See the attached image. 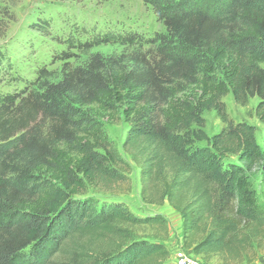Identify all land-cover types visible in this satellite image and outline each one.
I'll return each instance as SVG.
<instances>
[{
	"label": "trees",
	"instance_id": "obj_1",
	"mask_svg": "<svg viewBox=\"0 0 264 264\" xmlns=\"http://www.w3.org/2000/svg\"><path fill=\"white\" fill-rule=\"evenodd\" d=\"M143 2L165 29L143 54L124 65L93 59L56 82L41 71L39 88L0 100V264H167L162 242L138 236L167 235L162 217L86 197L130 189L131 166L101 123L120 116L141 200L180 214L184 249L217 264L263 249L264 216L245 173L264 171V0ZM227 95L240 107L258 100L261 139L229 118ZM207 111L222 124L212 136Z\"/></svg>",
	"mask_w": 264,
	"mask_h": 264
},
{
	"label": "rangeland",
	"instance_id": "obj_2",
	"mask_svg": "<svg viewBox=\"0 0 264 264\" xmlns=\"http://www.w3.org/2000/svg\"><path fill=\"white\" fill-rule=\"evenodd\" d=\"M37 23L44 26L42 31L34 29ZM130 34L138 36L130 47L114 41L104 42L107 37ZM164 35L165 29L156 19L153 8L143 0H0V100L6 95H24L26 91L39 88L44 81L41 71L46 73L47 82H56L62 78L64 70L86 69L93 59L124 65L132 55L148 50L147 41ZM222 101L234 123L244 122L256 127L260 131L258 137L262 138L263 128L255 117L256 98L246 107L235 104L231 95ZM203 118L208 136L221 130L222 124L214 111L205 112ZM101 123L108 140L131 166L130 189L127 191L122 186L109 192L89 190L86 197L93 198L98 206L120 202L139 216L162 217L166 221L167 235L159 238L160 232L154 229L140 232L138 236L176 244L177 250L169 253L167 264H174L177 259L174 252L180 254L182 250L181 256H191L204 264H217L216 261L205 263L180 247L182 231L179 233L165 212L166 208H172L167 202L160 205L142 202L140 168L123 148L130 125L122 116L117 122L103 119ZM245 175L255 193L258 210L264 216V171L254 168ZM258 262H264V245L263 249L245 255L240 264Z\"/></svg>",
	"mask_w": 264,
	"mask_h": 264
},
{
	"label": "crops",
	"instance_id": "obj_3",
	"mask_svg": "<svg viewBox=\"0 0 264 264\" xmlns=\"http://www.w3.org/2000/svg\"><path fill=\"white\" fill-rule=\"evenodd\" d=\"M165 212L168 213L169 215V219L171 221L172 224H175V226L179 229V233H181L182 231V220H181V216L179 213H177L175 210H173L172 208H166L165 209ZM182 239V238H181ZM182 241L180 242V247L183 248V246L181 245ZM165 245V247L167 248L168 252L169 253H172L173 250H177V245L176 244H173V243H163ZM184 249V248H183ZM183 251V250H182ZM182 251H180V254L182 253ZM177 251L174 252V255L175 257L174 258H177L178 253H176ZM186 253L188 254H192V251L191 250H185ZM194 256V255H193ZM196 257V256H195ZM256 264H264V262L262 263H256Z\"/></svg>",
	"mask_w": 264,
	"mask_h": 264
},
{
	"label": "built area",
	"instance_id": "obj_4",
	"mask_svg": "<svg viewBox=\"0 0 264 264\" xmlns=\"http://www.w3.org/2000/svg\"><path fill=\"white\" fill-rule=\"evenodd\" d=\"M174 264H204L188 255H178Z\"/></svg>",
	"mask_w": 264,
	"mask_h": 264
}]
</instances>
